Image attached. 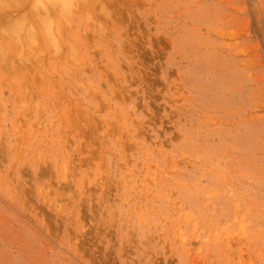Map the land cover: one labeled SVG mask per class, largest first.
<instances>
[{"label": "rangeland", "instance_id": "1", "mask_svg": "<svg viewBox=\"0 0 264 264\" xmlns=\"http://www.w3.org/2000/svg\"><path fill=\"white\" fill-rule=\"evenodd\" d=\"M0 264H264V0H0Z\"/></svg>", "mask_w": 264, "mask_h": 264}]
</instances>
